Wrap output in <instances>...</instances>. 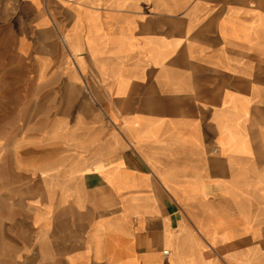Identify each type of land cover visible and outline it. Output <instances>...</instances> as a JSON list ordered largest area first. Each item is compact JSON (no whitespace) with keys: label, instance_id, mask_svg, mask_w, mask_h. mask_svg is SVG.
Here are the masks:
<instances>
[{"label":"crops","instance_id":"obj_1","mask_svg":"<svg viewBox=\"0 0 264 264\" xmlns=\"http://www.w3.org/2000/svg\"><path fill=\"white\" fill-rule=\"evenodd\" d=\"M0 264H264V0H0Z\"/></svg>","mask_w":264,"mask_h":264},{"label":"built area","instance_id":"obj_2","mask_svg":"<svg viewBox=\"0 0 264 264\" xmlns=\"http://www.w3.org/2000/svg\"><path fill=\"white\" fill-rule=\"evenodd\" d=\"M165 252H167V251H165Z\"/></svg>","mask_w":264,"mask_h":264}]
</instances>
